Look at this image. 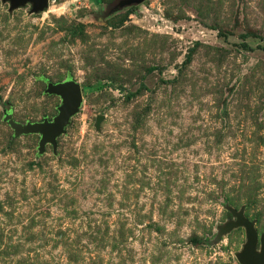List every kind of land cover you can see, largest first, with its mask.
<instances>
[{"label":"rangeland","instance_id":"obj_1","mask_svg":"<svg viewBox=\"0 0 264 264\" xmlns=\"http://www.w3.org/2000/svg\"><path fill=\"white\" fill-rule=\"evenodd\" d=\"M67 74L96 89L41 152L5 117ZM233 211L259 249L264 0H0V264H242Z\"/></svg>","mask_w":264,"mask_h":264},{"label":"water","instance_id":"obj_2","mask_svg":"<svg viewBox=\"0 0 264 264\" xmlns=\"http://www.w3.org/2000/svg\"><path fill=\"white\" fill-rule=\"evenodd\" d=\"M9 3V10L18 8L26 3H31V12L36 13L45 10L49 5V0H2ZM142 0H124L127 3H139ZM46 92L58 95L61 103L57 107L58 112L48 120L44 118L42 121H27L20 123L15 121L10 115L5 119L13 128L16 135L37 133L40 135L38 142L39 151H44L45 145L50 143L53 151L57 146V137L65 131V127L69 123L70 118L78 112L82 102V88L79 82L73 79L71 74H67L66 78L60 82H53L49 79L45 80ZM98 117L97 121H99ZM236 220L230 221L222 231L233 229L238 226H245L246 243L243 249L237 254V259L242 264H264V235L259 237L260 248L257 249L258 234L254 226V222L250 221L242 211H233Z\"/></svg>","mask_w":264,"mask_h":264},{"label":"trees","instance_id":"obj_3","mask_svg":"<svg viewBox=\"0 0 264 264\" xmlns=\"http://www.w3.org/2000/svg\"><path fill=\"white\" fill-rule=\"evenodd\" d=\"M82 89H84L86 92L87 90H94V89H96V87L92 86V85H88V86H83Z\"/></svg>","mask_w":264,"mask_h":264}]
</instances>
